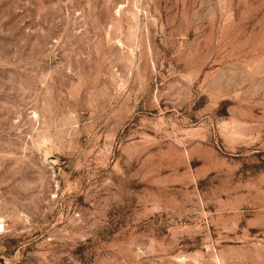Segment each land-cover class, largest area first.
Wrapping results in <instances>:
<instances>
[{
  "label": "rangeland",
  "instance_id": "374dc122",
  "mask_svg": "<svg viewBox=\"0 0 264 264\" xmlns=\"http://www.w3.org/2000/svg\"><path fill=\"white\" fill-rule=\"evenodd\" d=\"M0 264H264V0H0Z\"/></svg>",
  "mask_w": 264,
  "mask_h": 264
}]
</instances>
